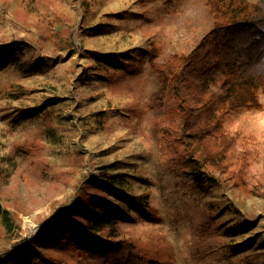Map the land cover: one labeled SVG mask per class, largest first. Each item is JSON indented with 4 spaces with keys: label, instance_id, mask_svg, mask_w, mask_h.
Returning <instances> with one entry per match:
<instances>
[{
    "label": "rangeland",
    "instance_id": "obj_1",
    "mask_svg": "<svg viewBox=\"0 0 264 264\" xmlns=\"http://www.w3.org/2000/svg\"><path fill=\"white\" fill-rule=\"evenodd\" d=\"M213 26L207 0H0L10 264H264V91L222 119L215 184L151 68Z\"/></svg>",
    "mask_w": 264,
    "mask_h": 264
},
{
    "label": "trees",
    "instance_id": "obj_2",
    "mask_svg": "<svg viewBox=\"0 0 264 264\" xmlns=\"http://www.w3.org/2000/svg\"><path fill=\"white\" fill-rule=\"evenodd\" d=\"M207 5L214 22L211 31L189 53L172 55L163 63L152 61L151 68L163 90L177 99L192 173L217 184L209 167L225 160L233 142L222 131V119L255 103L258 92L264 91V0H207ZM197 112L201 125L195 121ZM89 212L97 214L93 208ZM4 224L12 229L8 216ZM14 251L18 247L1 253L0 264H10Z\"/></svg>",
    "mask_w": 264,
    "mask_h": 264
}]
</instances>
